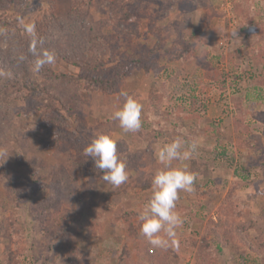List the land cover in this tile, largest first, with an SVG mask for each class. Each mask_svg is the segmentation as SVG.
I'll list each match as a JSON object with an SVG mask.
<instances>
[{
	"label": "rangeland",
	"instance_id": "1",
	"mask_svg": "<svg viewBox=\"0 0 264 264\" xmlns=\"http://www.w3.org/2000/svg\"><path fill=\"white\" fill-rule=\"evenodd\" d=\"M5 1L0 264H264V0ZM20 20L55 26L34 43ZM33 47L55 63L32 71ZM122 91L143 105L138 132L113 119ZM104 132L127 164L119 187L83 154ZM177 137L197 149L173 166L197 180L177 201L178 249H157L138 213Z\"/></svg>",
	"mask_w": 264,
	"mask_h": 264
},
{
	"label": "clouds",
	"instance_id": "2",
	"mask_svg": "<svg viewBox=\"0 0 264 264\" xmlns=\"http://www.w3.org/2000/svg\"><path fill=\"white\" fill-rule=\"evenodd\" d=\"M23 31L37 41L36 26L19 21ZM35 57L32 71L39 72L45 65L56 61L54 51L31 49ZM21 60L25 57L21 56ZM124 97L123 106L113 113V119L119 122V127L128 132H138L142 127L143 105L135 94L121 92ZM118 141L109 132L97 134L84 148V156L94 161L95 168L100 170L102 179L119 187L128 180L127 164L121 159L118 151ZM197 149V143H187L181 137L166 143L157 153L158 161L163 165L151 179L152 196L138 213L140 232L148 243L157 249L179 247L178 229L184 220L176 211L177 201L181 192L192 193L195 190L197 174L186 166L174 167L173 161H183L191 158Z\"/></svg>",
	"mask_w": 264,
	"mask_h": 264
},
{
	"label": "trees",
	"instance_id": "3",
	"mask_svg": "<svg viewBox=\"0 0 264 264\" xmlns=\"http://www.w3.org/2000/svg\"><path fill=\"white\" fill-rule=\"evenodd\" d=\"M5 3H7L5 0H0V7L4 6ZM5 18H6V16H4V15H1V16H0V23H1V24L6 22V21H5ZM123 18L125 19L124 16H123ZM49 20L52 22V19H49ZM50 21L47 20V23H46V24L43 23L42 27H40V28L37 27V28H36V31H38V33L36 34V36H37V41H33L28 35L26 36V33L23 31V29L19 28L18 26L15 27V29H14V30H15L14 33L17 34V35H19L20 32L23 31V32H21V38H25V39L28 38L29 40H31V42H34V43L45 42L46 39H47V37L51 35L52 29H53L54 26H55V25H52V23H51ZM17 29H18V30H17ZM21 43H23V41H22ZM134 58H135V59H134V62H142L141 59H138V58H137V55H135ZM0 63H1V60H0ZM0 65H1V64H0ZM99 65H101V64L99 63ZM99 65H98V66H99ZM94 67H95V65H94ZM122 67H126V66L124 65V66H122ZM1 71H2V67L0 66V72H1ZM18 78H19V79H18V81H19L18 83L21 84V83H20V77L18 76ZM98 81H99L100 84L103 83V80H101V78H100ZM115 81H116V80H114V83H115ZM106 82H107V81H106ZM21 85H23V84H21ZM100 87H101V86H100ZM34 89H35V91L38 93V95L40 96L41 101L44 100L43 97H46V100H51V93H50L49 90L47 89L46 84H44L43 82H41V81L35 82V84H34ZM58 101H59V100H58ZM59 102H60V101H59ZM46 105H47V107L50 106V105H48V104H46ZM59 111H60V110H59Z\"/></svg>",
	"mask_w": 264,
	"mask_h": 264
}]
</instances>
